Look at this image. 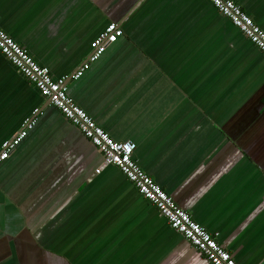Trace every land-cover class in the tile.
I'll use <instances>...</instances> for the list:
<instances>
[{
  "label": "crops",
  "instance_id": "1",
  "mask_svg": "<svg viewBox=\"0 0 264 264\" xmlns=\"http://www.w3.org/2000/svg\"><path fill=\"white\" fill-rule=\"evenodd\" d=\"M264 31V0H234ZM123 35L68 96L237 264H264V56L206 0H0L54 78ZM0 264H208L0 54Z\"/></svg>",
  "mask_w": 264,
  "mask_h": 264
},
{
  "label": "built area",
  "instance_id": "2",
  "mask_svg": "<svg viewBox=\"0 0 264 264\" xmlns=\"http://www.w3.org/2000/svg\"><path fill=\"white\" fill-rule=\"evenodd\" d=\"M264 56V31L252 17L234 0H206ZM123 32L116 23H109L92 43V50L78 69L69 76L54 78L49 69L39 65L28 53L0 28V54L17 72L30 83L61 116L74 126L100 153L101 165L114 166L135 187L137 193L151 203L164 218L171 230L181 235L208 264H237L230 253L217 241V234H211L195 222L190 214L177 206L175 201L138 165L133 154L136 145L132 141H115L98 126L67 94L68 81L78 80L89 66L95 63L114 44ZM25 119L20 131L0 145V165L9 159L15 148L35 126V114Z\"/></svg>",
  "mask_w": 264,
  "mask_h": 264
},
{
  "label": "water",
  "instance_id": "3",
  "mask_svg": "<svg viewBox=\"0 0 264 264\" xmlns=\"http://www.w3.org/2000/svg\"><path fill=\"white\" fill-rule=\"evenodd\" d=\"M118 25V24H117Z\"/></svg>",
  "mask_w": 264,
  "mask_h": 264
}]
</instances>
